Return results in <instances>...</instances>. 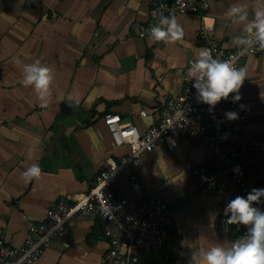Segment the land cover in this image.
Returning a JSON list of instances; mask_svg holds the SVG:
<instances>
[{
  "label": "crops",
  "instance_id": "crops-1",
  "mask_svg": "<svg viewBox=\"0 0 264 264\" xmlns=\"http://www.w3.org/2000/svg\"><path fill=\"white\" fill-rule=\"evenodd\" d=\"M152 1L0 0V235L10 243L22 244L32 221L44 218L66 194L87 192L108 161L129 150L116 144L106 113H120L144 132L159 119L166 99L183 90L191 78L189 61L202 48H237L232 37L241 22L227 19L226 10L247 3L251 17L252 8L264 6V0H211V37L203 34L199 16L178 14L183 35L166 43L134 34L148 20ZM36 58L54 75L43 106L33 87L21 83L24 65ZM246 63L248 77L239 89L250 118L243 146L251 164L264 172V49L241 65ZM174 138L173 149L159 144L135 168L142 194L122 173L116 193L133 203L148 195L165 199L182 241L206 228L211 212L217 237L228 238L218 224L223 201L204 194L193 172L208 163L206 145L184 135ZM32 163H39L41 175L26 182L21 173ZM251 186L264 187V181L256 178ZM255 204L264 208V197ZM71 227L74 234L54 240L34 264H103L109 242L99 216L80 214ZM181 249L176 264H187V250L182 244Z\"/></svg>",
  "mask_w": 264,
  "mask_h": 264
},
{
  "label": "built area",
  "instance_id": "built-area-1",
  "mask_svg": "<svg viewBox=\"0 0 264 264\" xmlns=\"http://www.w3.org/2000/svg\"><path fill=\"white\" fill-rule=\"evenodd\" d=\"M211 0H153L146 22L136 26L134 34L148 37V29L158 19L159 13L193 14L200 17L203 34L211 37L215 16L210 11ZM156 13V15H154ZM214 56L229 59L237 66L242 61L263 49L256 45L241 52L213 43ZM189 78L183 90L168 97L156 122L147 125L142 132L137 125L124 121L120 113L109 112L105 122L117 145L127 144L129 150L119 158H111L95 177L91 188L80 196L66 194L49 207L44 218L32 221L28 235L22 244L15 245L0 235V264H34L51 243L60 238H69L74 232L71 222L80 214L99 216L109 242L103 264H176L181 255L179 229L176 214L170 204L160 196L148 195L133 203L115 191L117 177L126 175L131 186L142 194L141 183L135 168L146 152L159 144L173 149L175 136L184 135L204 143L208 149V163L193 170L201 191L223 201V210L218 216L219 230L228 237L235 222H229L224 212L227 202L236 195H246L256 178L264 181L263 169L251 164L243 146V131L249 122L246 103L221 98L210 111L209 104L198 101L196 89ZM227 110L238 113L228 119ZM146 115V110L142 111ZM264 144V131L262 133ZM239 166V171H236ZM255 204V202H253Z\"/></svg>",
  "mask_w": 264,
  "mask_h": 264
},
{
  "label": "clouds",
  "instance_id": "clouds-1",
  "mask_svg": "<svg viewBox=\"0 0 264 264\" xmlns=\"http://www.w3.org/2000/svg\"><path fill=\"white\" fill-rule=\"evenodd\" d=\"M156 15V13H154ZM230 21L241 22L238 35L232 37L233 43L241 52L256 45L264 49V6L250 9L247 3H234L225 13ZM149 40H163L166 43L176 41L183 35V27L174 12L165 15L159 13L158 19L151 24ZM249 65L237 66L229 59L214 56L211 49L204 47L198 55L189 61L187 74L194 78L192 85L196 89L198 101L209 104L210 111L221 98L240 100L239 89L248 77ZM54 79L52 68L36 58L24 65V85H31L37 93L41 105L48 103L47 97ZM228 119L237 118L238 113L227 110ZM31 152V149L29 150ZM239 171V166H236ZM25 181L41 175L39 163L28 165L21 173ZM264 197V187H253L246 195H236L224 207L229 222L242 223L246 231L231 239H219L214 229L215 212L209 213V223L191 239L181 241L187 250V264H264V208L254 204Z\"/></svg>",
  "mask_w": 264,
  "mask_h": 264
},
{
  "label": "trees",
  "instance_id": "trees-1",
  "mask_svg": "<svg viewBox=\"0 0 264 264\" xmlns=\"http://www.w3.org/2000/svg\"><path fill=\"white\" fill-rule=\"evenodd\" d=\"M246 228L247 226L242 224V223H237L235 222L232 226V229L231 231L228 233V236L229 238L228 239H231V238H235L236 236L242 234L243 232L246 231ZM142 264V263H141ZM150 264H153V263H150Z\"/></svg>",
  "mask_w": 264,
  "mask_h": 264
},
{
  "label": "water",
  "instance_id": "water-1",
  "mask_svg": "<svg viewBox=\"0 0 264 264\" xmlns=\"http://www.w3.org/2000/svg\"><path fill=\"white\" fill-rule=\"evenodd\" d=\"M57 137H58V134H56L55 136H54V138H53V140L51 141V143H50V149L53 147V145H54V142H55V140L57 139ZM248 147L246 146V149H247ZM248 152V151H247ZM263 166H264V164H263Z\"/></svg>",
  "mask_w": 264,
  "mask_h": 264
},
{
  "label": "flooded vegetation",
  "instance_id": "flooded-vegetation-1",
  "mask_svg": "<svg viewBox=\"0 0 264 264\" xmlns=\"http://www.w3.org/2000/svg\"><path fill=\"white\" fill-rule=\"evenodd\" d=\"M178 238H179V242L181 243V241H182V239H181V237H180V234H178ZM182 250V249H181Z\"/></svg>",
  "mask_w": 264,
  "mask_h": 264
},
{
  "label": "rangeland",
  "instance_id": "rangeland-1",
  "mask_svg": "<svg viewBox=\"0 0 264 264\" xmlns=\"http://www.w3.org/2000/svg\"><path fill=\"white\" fill-rule=\"evenodd\" d=\"M253 187V186H252Z\"/></svg>",
  "mask_w": 264,
  "mask_h": 264
}]
</instances>
